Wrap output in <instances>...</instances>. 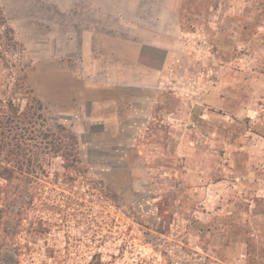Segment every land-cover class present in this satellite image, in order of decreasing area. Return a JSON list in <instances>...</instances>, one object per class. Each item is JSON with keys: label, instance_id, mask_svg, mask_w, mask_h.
I'll return each instance as SVG.
<instances>
[{"label": "rangeland", "instance_id": "obj_1", "mask_svg": "<svg viewBox=\"0 0 264 264\" xmlns=\"http://www.w3.org/2000/svg\"><path fill=\"white\" fill-rule=\"evenodd\" d=\"M7 115L0 264H264V0H0Z\"/></svg>", "mask_w": 264, "mask_h": 264}, {"label": "trees", "instance_id": "obj_2", "mask_svg": "<svg viewBox=\"0 0 264 264\" xmlns=\"http://www.w3.org/2000/svg\"><path fill=\"white\" fill-rule=\"evenodd\" d=\"M10 123V118L9 116L5 117H0V153L4 152L5 155H10L12 154H22L23 150H26L27 148H23L22 144L18 143L17 148L19 150L12 151L11 149V131L12 127L9 125ZM4 162V161H3ZM9 161H6V163L0 164V178L4 179L6 183L0 184V193L5 192L3 197H0V204H4V201L8 200L9 195H8V186L10 183L13 181V179L16 177V167L17 169L24 170L23 165L19 164L18 166L10 165ZM22 164H24L22 162ZM29 165V164H28ZM71 166V164H67V167ZM25 172V171H23ZM3 199V200H2ZM2 201V203H1Z\"/></svg>", "mask_w": 264, "mask_h": 264}, {"label": "crops", "instance_id": "obj_3", "mask_svg": "<svg viewBox=\"0 0 264 264\" xmlns=\"http://www.w3.org/2000/svg\"><path fill=\"white\" fill-rule=\"evenodd\" d=\"M97 82L98 81H87V82H83V81H79L78 83L80 84V85H84V84H90V85H93V86H101L102 84H104V83H106V82H104V81H99L98 83L99 84H97ZM79 84H77L76 83V81H67V82H65V86H67V85H71V86H76V85H79ZM132 86H138V83H136V84H131ZM141 88H143L142 86H140ZM101 88V87H100ZM82 92V91H81ZM95 94V93H94ZM96 95V94H95ZM96 98V97H95Z\"/></svg>", "mask_w": 264, "mask_h": 264}]
</instances>
